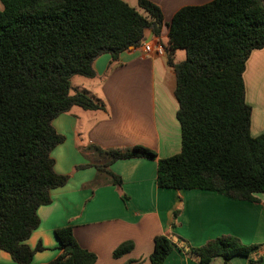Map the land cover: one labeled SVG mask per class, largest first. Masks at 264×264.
Returning <instances> with one entry per match:
<instances>
[{
    "label": "trees",
    "instance_id": "trees-1",
    "mask_svg": "<svg viewBox=\"0 0 264 264\" xmlns=\"http://www.w3.org/2000/svg\"><path fill=\"white\" fill-rule=\"evenodd\" d=\"M0 3V250L15 264H30L44 250L41 243L34 249L26 244L40 223L37 210L51 203V190L68 181L53 168L51 152L64 137L52 122L72 107L104 110V103L85 90L71 94V78H94L92 64L98 56L108 53L111 63L117 62L121 52L143 40L147 29L158 36L163 14L150 0H137L147 17L122 0ZM263 47L264 0H211L179 8L168 24L163 50L175 76L180 152L159 158L144 146H90L87 150L105 156L93 164L98 175L120 186L121 178L109 165L144 158L156 161L158 188L212 191L257 203L256 195L264 193V133L250 135L243 73L250 53ZM177 50L185 52V59L174 63ZM94 183L98 185L97 179ZM54 236L60 252L46 264L96 262V255L77 243L72 227L55 229ZM174 248L198 264L217 257L226 262L236 255L259 263L264 253V243L243 245L230 235L196 247L159 235L153 239L149 264H163ZM131 249L132 243L124 242L112 256Z\"/></svg>",
    "mask_w": 264,
    "mask_h": 264
},
{
    "label": "crops",
    "instance_id": "crops-1",
    "mask_svg": "<svg viewBox=\"0 0 264 264\" xmlns=\"http://www.w3.org/2000/svg\"><path fill=\"white\" fill-rule=\"evenodd\" d=\"M181 1L153 0L163 14L159 35L145 30L143 40L121 52L117 62L111 63L108 53L98 56L92 64L95 77L72 86L71 94L85 90L104 103V110L72 107L52 122L64 137L51 152L53 168L55 173L67 175L68 181L51 190V203L37 210L40 223L26 244L34 249L41 243L44 250L36 252L30 264H46L57 257L60 251L54 231L66 226L72 227L82 248L96 255L94 264H149L153 239L159 235L182 239L193 247L222 235L234 236L243 245L264 243V193L256 195L257 203H251L212 191L158 188L156 161L144 158L112 162L107 169L121 178L120 186H115L105 183V175H98L93 166L105 156L87 150L90 146L101 150L144 146L159 158L180 152L174 72L166 64L164 50L162 55L145 52L143 45L159 43L163 47L168 24L179 8L211 0ZM184 54L175 51L173 62H182ZM243 81L245 101L251 109L250 135L257 137L264 133V47L250 53ZM86 164L92 165L78 168ZM176 210L179 213L173 218ZM124 242H131L132 249L113 257L112 252ZM261 257L259 263L237 255L226 262L217 257L208 264H264V253ZM0 264L15 263L0 250ZM163 264L198 262L174 248Z\"/></svg>",
    "mask_w": 264,
    "mask_h": 264
},
{
    "label": "rangeland",
    "instance_id": "rangeland-1",
    "mask_svg": "<svg viewBox=\"0 0 264 264\" xmlns=\"http://www.w3.org/2000/svg\"><path fill=\"white\" fill-rule=\"evenodd\" d=\"M122 1L125 2L126 4H128L134 10H136L140 15L147 17L146 12L137 6V0H122ZM150 1H153V0H150ZM154 1H156L158 3H182L183 2L181 0H154ZM181 52L183 54L185 53L183 50H181ZM86 80H87V78H82L79 76H73L70 80V87H71L70 93L73 90L72 86L79 85L82 81H86Z\"/></svg>",
    "mask_w": 264,
    "mask_h": 264
},
{
    "label": "built area",
    "instance_id": "built-area-1",
    "mask_svg": "<svg viewBox=\"0 0 264 264\" xmlns=\"http://www.w3.org/2000/svg\"><path fill=\"white\" fill-rule=\"evenodd\" d=\"M143 49L145 52L153 51L154 53L158 55L163 54V47L159 43H156L154 47L150 46L149 44H144Z\"/></svg>",
    "mask_w": 264,
    "mask_h": 264
}]
</instances>
